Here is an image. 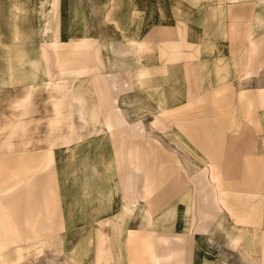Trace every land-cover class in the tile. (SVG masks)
<instances>
[{
	"label": "crops",
	"instance_id": "crops-1",
	"mask_svg": "<svg viewBox=\"0 0 264 264\" xmlns=\"http://www.w3.org/2000/svg\"><path fill=\"white\" fill-rule=\"evenodd\" d=\"M41 3L0 0V125L26 97L20 89L46 81L80 78L75 87L98 101L90 73L114 76L113 104H123L136 122L119 93L131 82L143 122L130 129L115 106L98 102L99 119L111 113L102 120L111 128L87 131L82 142L101 134L100 146L45 144L42 150L39 144L0 154V258L27 249L22 264L45 250L77 264H264V213L251 223L261 221L262 228L243 230L235 222L244 218L226 206L217 222L229 228H210L217 167L225 177L230 170L224 182L232 189L256 185L253 198L260 197L264 212V129L257 112L262 108L264 119V0H75V6L50 0L43 23ZM225 88L230 96H213ZM185 106L170 121V112ZM147 132L172 159L161 158ZM70 160L77 161L74 171L65 170ZM249 168L258 170L250 171L254 177L244 175ZM106 210L113 211L107 218ZM72 215L83 221L69 224ZM110 217L113 226L104 224ZM205 221L208 228H200ZM100 228L109 234L119 228L112 256L104 241L95 247ZM226 234L242 238L233 243Z\"/></svg>",
	"mask_w": 264,
	"mask_h": 264
},
{
	"label": "rangeland",
	"instance_id": "rangeland-1",
	"mask_svg": "<svg viewBox=\"0 0 264 264\" xmlns=\"http://www.w3.org/2000/svg\"><path fill=\"white\" fill-rule=\"evenodd\" d=\"M40 1L42 2L41 3V6H42L41 22L43 23L46 21V17H48V12L50 10V3H49L50 0H40ZM116 2L118 3V1H116ZM73 3L75 6V0H73ZM98 3H99V1H98ZM98 3H97V5H98ZM96 10H97V7H96ZM79 12H80V8H79ZM74 16H75V14H74ZM44 42L45 41H42V43H44ZM90 75L92 77H91L89 82H91L92 86L94 87V91L92 92V94L98 97V101L95 100L96 99L95 97L93 98V100L96 102L90 101L92 96L89 93H87V95H86L84 89L79 88V87H77V88L75 87L74 82L80 78L74 80L73 82L71 80H69V82L65 83L62 90H57L55 92V95H56L58 101L60 102V110H62L61 112L63 113V114H61V119H59L60 117L56 118L57 116H56L54 109L48 103V100L50 98L49 97L50 93L47 91V87L45 86L46 83H44L40 86H36V88L30 87L29 89H25V90L20 89V92H19L20 96L22 95V93H24L26 95L30 94V95H32L31 99L29 100L28 104H26V107L23 110H16L15 111V108H14L15 105H14L13 106L14 109H12L14 114H12L8 119H6L5 123L1 124L0 127H5V130H6L9 127L13 126L16 122H19L21 124H26L29 128V131H32V129H31L32 127L35 130V121H37V118L46 117L47 119L53 118L54 121L59 120L60 122H62V124L65 128H62L60 130L61 132L59 131L60 135H59V133H57V135L66 136L68 133V130L66 129V124H68L71 121H76V122L79 121V118L78 117L76 118V116H78L77 114H75L73 116L72 120H68V116H70V113L73 110L72 99L75 96V90H78L82 93V96L84 98L83 102H84L85 108L90 110L96 106V107H99V111L101 113V109H100L98 102H101V105L106 106L105 107L106 109L115 106L118 109V111L120 112V114H122L124 117H126L127 122L131 126L130 129H133V130L134 129L137 130L138 128L140 129L141 126L137 125L136 122L142 121L139 119L141 112H142V109L138 108V105L136 104L137 100L135 99V96L132 97L131 91H132L133 84L131 82L130 83L125 82L127 86L125 87L122 85L121 88L119 89V93L124 94L126 96V99L128 101V104H127L128 107H130L132 109V111H134L136 117L138 118V120L136 122H130L128 120L127 116L124 113V111L126 112V107L123 104L120 106L121 108H119L118 105L113 104V102L116 101V99H112V96H113L112 95V86L113 85L116 86V84H117V82L116 83L114 82V76L113 75L112 76L111 75H105V76L101 77V76H97L96 73H90ZM145 76H148V75H145ZM138 80H139V78H136L133 80L134 85L137 84ZM92 81H94L95 86L93 85ZM79 85H80V82L77 81L76 86H79ZM31 86H33V85H31ZM218 91L219 90L215 91V93L213 95L216 98L230 96V94H231V92L227 88L223 89L222 93H220ZM0 92L2 93V91H0ZM88 92H89V89H88ZM2 95L3 94H1V97H2ZM34 95H35V98L33 100ZM85 95L89 98V100L85 97ZM15 96H13V97H15ZM105 96H106V98L104 99ZM39 97H40V103L41 104L38 101ZM241 97H244V99L248 98V96H245V95H241ZM34 102H35V104H34ZM215 104H217V103H215ZM139 106L141 107V105H139ZM187 106H185L179 110H176L174 112H170V113H172V114H169L171 116L170 121H173L172 118H177L178 116L185 114ZM190 106L195 109V106L193 104H190ZM257 112L261 114V118H262L261 124H262V127L264 129V119L262 116L263 109L261 108ZM100 113H99V116L101 117ZM38 114H39V116H38ZM109 114H111V113H109L105 110L104 112H102L101 120L100 119L99 120L101 122H104L102 120H105L104 117H106ZM1 121L2 120L0 117V122ZM153 128L158 129L157 127H154V126H153ZM41 130H43V128ZM91 130H95V129L91 128L89 130V132ZM160 131L163 132V130H160ZM53 132H54V130L49 129V130H47L46 133L48 134V133H53ZM147 135H150L149 139L152 142V145L154 144L158 147L161 146V152L159 153V155L161 156L162 159L168 160V157H169V159H172L171 153H168L165 151L166 147L162 146L163 144H162L161 139L159 137H152L150 132H147ZM2 136H4V135H2ZM101 136H102L101 134L100 135L94 134L89 140H85L84 142H81V143L75 144V145H80L78 147V149L81 146H83L84 144H86L87 142H93V144L95 146H100L99 144H101V143H100L98 138ZM34 137L39 138L38 135H34ZM75 137H77V136H75ZM60 145H62V144H60ZM107 145H110V144H107ZM101 146H103V145H101ZM263 146H264V140H263ZM68 147L69 146L65 145V146H61L60 148H68ZM17 149L21 150L22 148L19 147ZM39 149L47 150L48 148L45 144H42L39 147ZM56 149L60 150L59 148L56 147L54 150V154H55ZM42 150H40V151H42ZM153 150H154V152L158 151V148H153ZM67 152L72 153L71 150H67ZM79 153H81V152H79ZM80 156H81V154L77 158L79 159ZM95 157L97 158L96 155H95ZM95 161H96V159H95ZM76 166H77V161H71L70 160V163H69L68 167L65 168V170L67 168H69V169L71 168V170L74 171ZM55 169H57V168H55ZM205 169L206 168H202V169L198 170V173L195 174L194 176H197L200 172H203ZM73 171L71 173H73ZM184 171H185V176L188 177L189 176V170L185 168ZM250 171L257 172L258 170L249 168V169L244 171V175L246 176V173H247L246 177H254V176H251L252 173ZM223 172H224V169H219L217 167V173L219 174L220 179L216 180L218 183L214 186L215 187L214 190H213V187L212 188L208 187L209 192H212V190L215 191L217 194V197H218L217 203H216V211H215L216 219H212V221H214V222L210 223L211 224L210 228H218V229L229 228L228 224L226 225V227L225 226L221 227L218 225V222H217L218 221L217 218L220 220V217L227 215L228 211L226 210V206L229 209H231L234 214L241 215V217L244 218L243 220H241V222H235L237 228H243V230H246V228H255L258 226H259L258 228H262L263 223L261 221H259L258 226H253L251 224L253 221V218L257 212L260 211L261 213H264L263 208H262V201H261L260 197L257 196V197L253 198L252 192L254 191V187L256 185H245V186H243L244 192H240L239 190L232 189L229 184H226L224 182V180L227 181L228 178L230 176H232V175H230V170H227L228 177H225V175H222ZM260 172H261L260 176H263L264 175V169H260ZM191 176H192V174H191ZM60 177H61V172L59 171L58 180ZM122 181H124V179H122ZM59 186H60V181H59ZM188 186H189V184H188ZM260 192H261V190L257 191L258 194H260ZM245 197H247V199ZM106 202H108V201L106 200ZM94 204L95 203H90V200L88 201V207L89 208H91ZM0 207H1V205H0ZM62 211H63V209H62ZM69 212L71 213L72 210ZM105 212H106V214H105L106 218L109 217L108 216L109 214L112 215V213H113L112 210H110V212H107V210H106ZM74 216L75 215H72V217H74ZM83 218L84 217H74V219L72 221H70L69 224L80 223L83 221ZM89 219L90 220L93 219V221H95L96 217H92V218L89 217ZM112 221H114V217L108 218L104 222V224L105 225L110 224L111 226H113ZM208 221H209V219H208ZM207 222L205 221V224L203 226L199 225V227L200 228H208ZM101 224H103V223H101ZM94 229L96 231V228H94ZM100 229H101V231L99 234L98 244H96V241H95V247H97V246L100 247L104 241L105 247L109 249L111 256H112L111 247L115 248V246H117L119 244V241L113 239V235H117L119 228H109L111 230V234H109L108 232H105V233L102 232L104 229L107 230V228H100ZM226 236H227L228 240L233 242V243H235L236 240H241V238H242L241 235H239V236H237V238L239 237L238 239L236 238V240H232V238L230 236H228V234H226ZM31 252H32L31 250H23L22 252L18 253L17 255L14 254V255H10V257H2V258H0V264H14L15 262L18 261L17 257L18 258L21 257L22 258L21 261L23 263L25 256ZM53 263L54 264H77V263L69 260L64 255L57 254V253L50 251V250H45L44 254L39 255L37 257H33V256L29 257V259L24 264H53Z\"/></svg>",
	"mask_w": 264,
	"mask_h": 264
},
{
	"label": "bare ground",
	"instance_id": "bare-ground-1",
	"mask_svg": "<svg viewBox=\"0 0 264 264\" xmlns=\"http://www.w3.org/2000/svg\"><path fill=\"white\" fill-rule=\"evenodd\" d=\"M51 20H52V17H51ZM76 68L77 67L73 68L72 70L73 75L77 74V72H75ZM74 80H76V78L71 81L73 82ZM67 82H69V80H59L57 82H48V81L44 82L46 83L45 86L47 87V91L50 93V96H49L50 98L48 100V103L54 109L56 116H57L56 118L60 117L59 119H61V114L63 113L61 112L62 110H60V102L58 101L55 95V92L57 90H62L65 83ZM31 96L32 95L30 94L26 95V97L23 100L16 102L15 107H14L15 111L23 110L26 107V104H28L29 100L31 99ZM83 101H84V98L82 96V93L78 90H75V96L72 99L73 110L70 113V116H68V120H72L73 116L77 114L78 116H76V118L78 117L79 121L78 122L71 121L68 124H66V129L68 130V133L66 136H63V135L59 136L60 135L59 131L62 128H65L62 122H60L59 120L54 121L53 118L47 119L46 117L37 118V121H35L34 131H29V128L26 124H21L19 122H16L13 126L9 127L6 130H5V127H0V154L2 153L15 154L18 152H22V150L24 149L26 150L34 146H37L39 144H46L50 146L60 145V144L75 145V144L81 143L84 140L83 136L91 128H94L95 130L99 129L101 131L104 128H108V129L111 128L110 123L101 122L99 120L100 118L99 107L95 106L94 108L89 110L84 107ZM122 124L127 125V122L124 121ZM42 128L43 130H41ZM49 129L54 130V132L47 134L46 132ZM57 133H59V135H57ZM34 135H38L39 138H35ZM19 147L22 149L18 150L17 148ZM22 251L23 250L14 252L11 255H14V254L17 255L18 253ZM21 259H22L21 257L19 258L17 257L18 261L15 262L14 264H22Z\"/></svg>",
	"mask_w": 264,
	"mask_h": 264
}]
</instances>
